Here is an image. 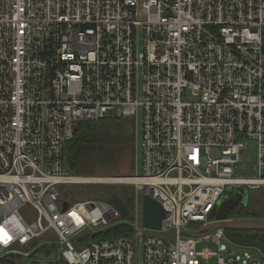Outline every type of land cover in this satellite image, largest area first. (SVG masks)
Here are the masks:
<instances>
[{"label": "built area", "instance_id": "built-area-1", "mask_svg": "<svg viewBox=\"0 0 264 264\" xmlns=\"http://www.w3.org/2000/svg\"><path fill=\"white\" fill-rule=\"evenodd\" d=\"M263 46L264 0H0V264H264L222 229L187 235L226 189L264 188ZM115 111L135 127L132 175L69 173L77 124ZM107 186L133 188L126 218L112 195L76 200Z\"/></svg>", "mask_w": 264, "mask_h": 264}, {"label": "trees", "instance_id": "trees-1", "mask_svg": "<svg viewBox=\"0 0 264 264\" xmlns=\"http://www.w3.org/2000/svg\"><path fill=\"white\" fill-rule=\"evenodd\" d=\"M134 144L135 133L131 119L119 116L108 117L93 122H80L76 126V132L73 138L66 144L64 151L65 167L69 173L75 176H129L132 175L134 170ZM123 162L127 164L125 170L120 169ZM103 188L107 187H81V189L77 190L79 195L76 200H84L87 198L105 199L116 193L124 204L129 207L132 200L129 193L118 191L114 193L110 192L106 195L108 191H102ZM262 189L264 188L259 190ZM86 191L87 193H85ZM101 193H103V195ZM249 193L250 191L248 192L247 204L238 210L232 211L231 216H237V212H242V214L244 213L243 219H264V217L256 216L254 211H248V213L245 214L248 209ZM253 205L254 204H252L249 209H251ZM255 209H258L256 205ZM243 232L249 234L251 239L256 237L259 238L261 235L264 240V232Z\"/></svg>", "mask_w": 264, "mask_h": 264}, {"label": "water", "instance_id": "water-1", "mask_svg": "<svg viewBox=\"0 0 264 264\" xmlns=\"http://www.w3.org/2000/svg\"><path fill=\"white\" fill-rule=\"evenodd\" d=\"M76 132V128L74 129ZM246 169L236 171L237 175L252 176L253 169L248 162L245 163ZM248 201V191L242 188H228L224 192L223 196L217 203L214 210L210 213L209 218L212 220L211 223L205 225L200 233H187L189 237L201 238L211 232L222 229L225 231L226 239L241 248H252L264 255V245L255 240L249 239H238L230 235V231H260L264 232V219H233L228 220L229 215L235 209V207L241 203L243 206L247 204ZM108 204L113 206L117 210L122 219L126 218L128 215V209L124 202L116 195L113 194L108 199ZM65 208V205H64ZM143 209V226L153 230L161 229V221L164 217V212L161 206L153 199L149 197H144L142 200ZM2 249H0V253ZM36 259L43 261H53L56 258L54 252L50 253L48 256L45 254L35 255Z\"/></svg>", "mask_w": 264, "mask_h": 264}, {"label": "rangeland", "instance_id": "rangeland-1", "mask_svg": "<svg viewBox=\"0 0 264 264\" xmlns=\"http://www.w3.org/2000/svg\"><path fill=\"white\" fill-rule=\"evenodd\" d=\"M117 113H118L117 111L111 113L110 117H117L116 116ZM133 126H134V124H133ZM134 132H135V127H134ZM134 146H135V144H134ZM243 156L252 165H256L257 164V150L252 145L246 147V149L243 151ZM135 163H136V157H135V153H134V164ZM140 164H141V159H139V161H138V170L139 171H141ZM126 167H127V164H125V162H123V164H121L120 169L125 170ZM125 176L126 175H119V176H114V177L117 178V177H125ZM129 176H131V175H129ZM91 177H93V176H91ZM94 177H97V176H94ZM107 177H110V176H107ZM85 189H87V188H85ZM102 191H104V192L108 191L106 193V195L108 193H110V192L114 193V192H118V191H120L122 193H129L131 199L133 200V188L132 187L130 188V186H111V187L107 186V188H103ZM85 193H87V191ZM132 200H131V202H132ZM252 204H254L253 207L251 209H249ZM255 205H256V208H258V209H255ZM247 207H248V209H247V212H245V214H247L248 211H250V212L254 211L256 216L264 217V189L256 190V191H252V192L250 191V193H249V202H248ZM256 210H258V211H256ZM243 214H242V212H240V213L237 212V216H233L232 219H237V220L243 219L244 218ZM122 222L126 223V220L125 221H119L118 223H116V225L117 224H121ZM236 233H243V231H230V234H232L233 236H235ZM235 238H238V237H235ZM238 239H240V238H238ZM224 243L228 247L229 251H232L234 253H238L239 251H242L241 247H238V246L230 243L228 240H226ZM198 248L199 249L208 248V249H210L212 251H216V249H217L214 245L208 244V243H203V244L199 245ZM247 250L254 257H260L261 255H263L259 251L255 250V249H252V248H248ZM24 263L25 264H61V261H60L59 258H57V259H55L53 261H43V260L36 259L35 257H33V258L28 259V260H25Z\"/></svg>", "mask_w": 264, "mask_h": 264}, {"label": "flooded vegetation", "instance_id": "flooded-vegetation-1", "mask_svg": "<svg viewBox=\"0 0 264 264\" xmlns=\"http://www.w3.org/2000/svg\"><path fill=\"white\" fill-rule=\"evenodd\" d=\"M242 207H243V205H242L241 203H239V204L235 207L234 210H238V209H240V208H242ZM234 210H233V211H234ZM231 213H232V212H231ZM235 236L238 237V238H240V239L255 240V241H258V242L264 244V240L262 239L261 235L259 236V238L256 237V238H253V239H251V238L249 237V234L244 233V232H243V233H236Z\"/></svg>", "mask_w": 264, "mask_h": 264}]
</instances>
